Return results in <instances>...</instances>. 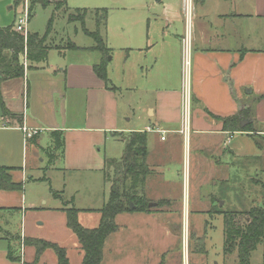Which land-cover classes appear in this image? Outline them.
<instances>
[{
	"label": "crops",
	"instance_id": "crops-1",
	"mask_svg": "<svg viewBox=\"0 0 264 264\" xmlns=\"http://www.w3.org/2000/svg\"><path fill=\"white\" fill-rule=\"evenodd\" d=\"M153 1L72 0L70 3L71 0H66V5L58 10L51 3L55 11H62L66 15L67 23L80 24L83 34L91 38L94 45L83 47L66 37L50 42L52 36L49 34V41H45L49 47L46 61L30 63L23 55L20 57L24 67L23 76L0 84V167L8 169L13 183L22 185L21 190L0 189V242L7 244L0 246V264H56L55 254L51 250H45L36 259L35 248L25 245L24 239L44 240L63 248L57 241L58 232L68 235L63 210L73 207L72 201L65 199L67 196L63 192L66 187L63 183L61 191L50 188V195L54 199L62 198L63 205L48 206L49 202L42 196L39 197V206L24 194V184L47 183L45 177L30 173L49 168L55 169L62 182L76 171L105 175V161L112 158L102 153L100 148L107 143V135L122 141L121 135L146 133V163L152 174L153 168L167 166L176 150L181 158L185 152L186 170H190L192 162V167L200 176L199 180L203 178L201 173H205L211 186L227 184L231 179L229 172L233 168L242 167L249 173L260 172L259 175H262L264 0H243L244 4H252V14L241 10V0H219L211 9H204L210 0H192L189 21L184 0ZM67 2L71 7H68ZM47 3L36 0L35 4L44 6ZM107 4L120 6L107 9ZM17 8L21 9L22 3ZM102 9L107 10L104 24L101 21L102 14H96L97 10ZM75 10L87 11L83 24L67 20V15ZM109 10L113 12V24L114 16L120 15L124 28L117 27L118 33L111 24ZM120 11L123 13L119 14ZM89 16H92L94 31L86 28ZM125 16L131 22L128 26L125 25ZM252 22L255 25L249 27ZM258 23H263L260 30H257ZM111 27L115 31L112 32L113 40L121 44V50L125 51V64L129 62L127 74L131 80L130 89L140 91L148 98L142 108L144 114L136 127L123 124L131 119H119L117 88L108 78L107 66L111 60L108 56L112 49L106 42V34L108 29L111 31ZM97 29V38L101 41L100 46L108 50L106 53L96 49L93 33ZM51 50L59 54V61L49 60ZM88 52L97 55L88 59L75 56L87 55ZM185 58L189 62L186 83L183 74ZM102 64L106 69L105 81L94 71L95 67ZM187 93L190 96V113L188 135L185 136L182 133L183 98ZM241 109L247 111L248 116L239 120L240 131L225 130L222 120L237 116ZM243 128L246 129L241 131ZM28 131H36V134L28 137ZM41 155L45 156L46 162L44 159L39 160ZM150 158L158 161L149 164ZM39 162L45 164L41 169ZM162 184L164 188L160 182L163 196L158 202L172 207L168 174ZM108 187L110 189L109 183ZM105 203L97 209L75 208L78 210V221L79 215H95L97 223L90 229L96 228L100 221L98 211ZM180 208L183 209V204ZM187 208L186 201L185 211ZM35 212L46 213L52 220L59 221L54 235H39L38 229L45 222H26L27 216ZM142 214L147 217L156 215ZM5 215L7 220L15 215L21 216L20 233H10V222L2 219ZM162 215L166 218L159 224L160 230L166 233L168 215L164 210L160 211L158 217ZM185 215L187 219V213ZM157 221L156 217L155 225H158ZM52 224L50 227H53ZM118 234L119 228L111 236L118 238ZM76 243L74 250L79 254L82 264L83 254L77 239ZM15 245L18 246L16 250ZM50 254H53V259ZM146 257L143 259L144 264L147 263ZM129 264H133L131 260Z\"/></svg>",
	"mask_w": 264,
	"mask_h": 264
},
{
	"label": "rangeland",
	"instance_id": "rangeland-1",
	"mask_svg": "<svg viewBox=\"0 0 264 264\" xmlns=\"http://www.w3.org/2000/svg\"><path fill=\"white\" fill-rule=\"evenodd\" d=\"M43 1L49 3L44 6L35 4L33 7L32 16L27 22L28 33L36 34L40 38L46 37V42L49 41L48 37L49 34H51L52 39L50 42L52 40L57 42L61 37H66L83 47H91L94 45L93 40L83 34L80 24L67 23L66 15H64L62 11L57 12L54 10L53 4L57 8L62 7L61 0ZM146 1L148 2V0ZM8 2L10 3L9 5ZM151 2L154 1L151 0ZM219 2V0H210V3L204 7V9H211L210 7L212 5L214 6ZM70 3H72V0ZM29 4L30 0H23L21 9L16 7L15 10H10V7L14 9L12 0H0V27H5L12 23H14L15 26L18 20L24 17L23 13L28 9ZM221 4H223V2H221ZM241 4V10L243 12L248 14L253 13V7L250 2L244 4L243 0H241ZM67 5L71 7V4L68 2ZM107 5H109L107 9L120 6V4H114V6L111 4ZM115 10L117 9L115 8ZM122 13L123 11L119 12V14ZM211 13H213V11ZM109 14L111 24L116 27L118 33L117 27L124 28L123 23H121L120 15L114 16L113 24V12L111 13L109 10ZM211 16L210 14L209 18H211ZM124 20L126 26L131 24L127 16H125ZM253 25H255V23L252 22L249 27ZM261 26H263V23L262 25L258 23L257 30H260ZM86 28L89 31L95 30L92 16H89L86 20ZM112 28L113 27H111V31L108 29V35L106 34V42L109 48L112 49L110 56H108V58L111 57L107 66L108 78L117 88L116 99L118 101L119 119L122 121L131 119L130 122H123V124L127 127H136L141 115L144 114L142 108L146 102L145 100H148V98L147 96H143V93L140 91H133L130 89L131 87L129 84L131 80L128 78L127 74L129 62L125 64V51L121 50V47H123L121 44L113 40L112 32L115 33V31H112ZM125 31H127V29H125ZM64 42L66 43V41ZM96 55V53L88 52L87 55L75 56L88 59ZM60 58L61 57L56 51L51 50L49 52L50 61H59ZM183 69L184 82L186 83L187 66H184ZM106 137L109 139L107 143L100 148L101 152L107 154V157L119 160L124 151V143L118 139H114L110 135ZM185 158V152L184 156L181 158L176 150H174L167 166H160L158 168L152 167L154 169L153 174L146 177L144 191L146 198L151 200L149 204H155V206H151L149 213H155L156 215L147 217L142 213H136L132 216H118L116 218V223L119 228V237L111 236L107 241L103 250L104 259L102 264H129L130 260L133 264H144L143 259L145 256L148 258L145 264H185L187 256L189 259L187 260V264H237L236 253H233L231 257H225L223 254V216L213 212H216L218 209L246 211L253 206L261 205L263 191L260 181L264 184L263 173L259 175L260 172L253 173L252 171L249 173V171L245 168L242 169V167L233 168L232 171L229 172L231 179L227 184L221 185L217 183L216 186H211L206 179L207 174L201 173L203 174L201 176L203 178L199 180L200 176L197 174L194 167H192V162L190 170H186ZM40 159H44V162H46L45 156L41 155L39 160ZM157 161L156 158H150L149 164L150 162L151 164H156ZM39 165L40 169L45 166V164L40 162ZM182 165L184 166L183 170ZM112 170V168L106 170L110 179L113 176ZM202 171L204 170L202 169ZM31 172L30 175L37 173V176L48 179V182L46 181L47 183L26 182L24 184V194L26 193L27 198L34 200L39 206L41 205L39 203V197L42 196L44 197L43 199L46 198V201L49 202L48 206L63 205L62 198L61 200L54 199L52 195H50V188L55 191H61L63 183L66 187L65 192H63L66 193L67 196L65 199L67 201H72V206L74 208L83 209L91 207L97 209L108 199L109 187L108 182L104 181L103 177H105V175L103 173L76 171L66 176L65 181L62 182L60 175L52 168L46 171L40 170L34 172L33 170ZM161 173L164 175H161ZM167 174L169 175L171 183L172 207H169L170 205L166 206L162 203H158L160 196H163V194H161L160 182L162 188H164L162 183ZM104 200L106 201L104 202ZM186 201L188 204L187 211L184 209ZM182 204L183 209L180 208ZM162 210L167 212L168 215L167 221L169 223L166 225V233L160 230L161 227L159 225L163 223L165 221L164 218H166L164 215L158 217ZM185 213L188 215L187 219L184 217ZM156 217L158 219V225H155L157 223L154 222ZM2 219L7 220V216H3ZM20 220V215H15L10 220H7L10 222L8 227L10 233H20ZM27 220L32 224H34V222H45V225L38 229L39 235H54L57 226H59V221L52 220V217L46 213L35 212L34 214H29L26 222ZM79 222L83 227L90 229L95 227L97 216L82 214L79 215ZM51 224L53 227H50ZM164 225L165 224H162V226ZM1 226L5 229L3 224H1ZM28 235H30L29 232ZM57 241H59V245L63 246V249H65L70 264H81L80 256L74 250L77 243L72 233L68 231V235H63L62 232H58ZM0 246H7V244L1 241ZM14 248L16 250L18 246L15 245ZM50 257L53 259V254H50ZM250 264H264L263 245L257 246L251 253Z\"/></svg>",
	"mask_w": 264,
	"mask_h": 264
},
{
	"label": "trees",
	"instance_id": "trees-1",
	"mask_svg": "<svg viewBox=\"0 0 264 264\" xmlns=\"http://www.w3.org/2000/svg\"><path fill=\"white\" fill-rule=\"evenodd\" d=\"M65 6L66 0H61ZM23 0H12L13 7H18ZM36 0H30L28 7L29 19ZM59 8L56 7V10ZM82 13V14H79ZM86 10H75L67 15L69 22L84 23ZM101 15L103 24L106 22L107 10H97ZM99 25V21L97 23ZM48 35V33H47ZM46 35V36H47ZM98 29L93 33L96 38V49L106 53L105 47L100 46L97 38ZM46 37L40 38L36 34L15 31L14 23L0 27V84L3 81L20 78L24 74V67L20 57L26 56L30 63H44L49 47L45 43ZM95 74L102 80H106L105 65L94 68ZM248 116L247 111L241 112L235 117L221 119L225 130H239V120ZM243 128L241 131L245 130ZM124 143V151L119 160L106 159L105 182L110 183L107 202L98 211L100 221L96 228H84L78 221V210L71 207L64 209L67 229L75 236L83 254L82 264H102L103 250L108 238L118 230L115 218L120 214L149 213L148 205L151 200L146 198L144 182L146 177L152 174L146 163L147 134L144 132H132L121 135ZM112 168V178L106 170ZM8 169L0 167V189L21 190L22 185L13 183L8 174ZM264 176V171L262 172ZM263 199L261 205L253 206L246 211L216 210L213 212L223 216L224 246L223 254L231 257L236 253L237 264H250V255L259 245L264 246V184L260 181ZM160 204V202H158ZM158 204V205H159ZM24 244L35 248L36 259L45 250H51L56 257V264H69L65 249L56 244L33 238H25ZM204 253V252H203Z\"/></svg>",
	"mask_w": 264,
	"mask_h": 264
},
{
	"label": "built area",
	"instance_id": "built-area-1",
	"mask_svg": "<svg viewBox=\"0 0 264 264\" xmlns=\"http://www.w3.org/2000/svg\"><path fill=\"white\" fill-rule=\"evenodd\" d=\"M185 6L188 10V15H187V20L189 21L190 19V14H191V3L192 0H184ZM24 17L20 20H18L17 24L15 25V31L18 33H22L24 37L27 35V22L29 21V16H28V9L25 10L23 13ZM183 66H189V62L187 58L184 60V65ZM183 112H184V122H183V135L187 136L188 135V120H189V113H190V96L187 94L184 95L183 98ZM26 131V129H23ZM150 132V130H147ZM36 134V131H28L27 136L30 137L32 135Z\"/></svg>",
	"mask_w": 264,
	"mask_h": 264
},
{
	"label": "water",
	"instance_id": "water-1",
	"mask_svg": "<svg viewBox=\"0 0 264 264\" xmlns=\"http://www.w3.org/2000/svg\"><path fill=\"white\" fill-rule=\"evenodd\" d=\"M241 125L243 126V124H242V123H241ZM242 126H241V127H242ZM153 205H154V204H149L148 206H149V207H151V206H153Z\"/></svg>",
	"mask_w": 264,
	"mask_h": 264
}]
</instances>
